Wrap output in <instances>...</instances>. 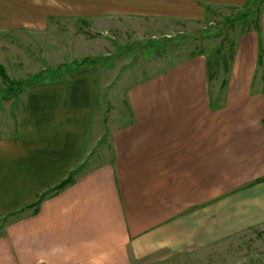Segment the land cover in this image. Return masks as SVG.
Wrapping results in <instances>:
<instances>
[{
  "label": "crops",
  "instance_id": "obj_1",
  "mask_svg": "<svg viewBox=\"0 0 264 264\" xmlns=\"http://www.w3.org/2000/svg\"><path fill=\"white\" fill-rule=\"evenodd\" d=\"M240 9L258 10L257 26L237 37L223 86L211 93L201 55L128 84L108 152L96 64L12 95L0 84V264H129L264 228V0H0L10 82L39 58H97L114 40L141 44Z\"/></svg>",
  "mask_w": 264,
  "mask_h": 264
},
{
  "label": "rangeland",
  "instance_id": "obj_2",
  "mask_svg": "<svg viewBox=\"0 0 264 264\" xmlns=\"http://www.w3.org/2000/svg\"><path fill=\"white\" fill-rule=\"evenodd\" d=\"M258 15V10L249 9L224 14L214 13L210 14L207 22L197 28H180L178 32L162 37L153 36L154 38L141 44H126L114 40L109 45L106 44L101 52L98 50L99 58L102 59L95 62L98 68L95 119L101 128L99 138L101 141L98 142V146H104V149L109 151L105 140L108 121L110 116L117 115L123 89L128 84L161 72L189 57L201 55L205 58L206 77L211 93L218 91L226 81L237 37L243 32L256 28ZM73 45L76 44L70 42L69 47ZM38 46L43 50L41 44ZM82 59L39 58L38 72L32 76L39 74L38 80L43 77L55 79L58 71L75 69L74 62L78 63ZM42 65L46 66L47 70H43L45 68ZM59 66L60 68H57ZM18 76L22 78L25 75ZM0 84L7 86L1 79ZM213 97L215 100L219 98L218 95ZM80 167L83 168L84 164ZM216 238L210 244L200 240L197 245H187L182 249L155 250L134 257L129 264H264V228Z\"/></svg>",
  "mask_w": 264,
  "mask_h": 264
},
{
  "label": "trees",
  "instance_id": "obj_3",
  "mask_svg": "<svg viewBox=\"0 0 264 264\" xmlns=\"http://www.w3.org/2000/svg\"><path fill=\"white\" fill-rule=\"evenodd\" d=\"M97 60H102L100 59L99 57L98 58H83L80 62L76 63L74 62L75 64V69H79V68H82L84 66H89V65H94L95 62ZM257 62L259 63L260 62V55L258 54V57H257ZM57 68H60L57 67ZM69 69H67L68 71ZM228 72V71H227ZM39 74H36L35 76H31L30 78L26 79V80H22V81H18V82H10L8 81L4 71H3V68L0 66V79L1 81L6 84V88L4 89V92L7 94V95H12V94H16L20 91V89L22 88V86L26 85V84H30L32 82H35V81H38L39 79ZM74 172H71L66 179L62 180L57 186H55L53 189L41 194L37 201L35 202V204H33V206H37L45 197L51 195V194H55L57 193L59 190H61L63 187H65L66 185H68L69 183H71L72 181V175H73Z\"/></svg>",
  "mask_w": 264,
  "mask_h": 264
}]
</instances>
